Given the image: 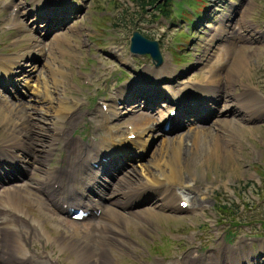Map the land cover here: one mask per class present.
Returning a JSON list of instances; mask_svg holds the SVG:
<instances>
[{
    "label": "rangeland",
    "instance_id": "obj_1",
    "mask_svg": "<svg viewBox=\"0 0 264 264\" xmlns=\"http://www.w3.org/2000/svg\"><path fill=\"white\" fill-rule=\"evenodd\" d=\"M52 4L58 5L68 24L53 30L49 36L46 31L48 37L42 39L43 32L36 24L42 26L45 21L52 19H38L41 14H44L42 17L56 14L59 8ZM16 5H20L19 11H16ZM167 10L168 18L157 14L156 9L137 10L130 0H0V58L19 61L18 66L12 67L9 76L13 74L20 87L23 86L18 90L21 96L16 104H20L23 99L25 109L23 105L21 110L26 113L32 126L30 137L32 136L37 144L45 140L44 133L58 135L55 129L60 128L57 117L62 105L70 107L76 106V103L80 110L76 115L75 126L70 130L84 137V142L74 137L78 144L83 145L102 136L98 139V142H101L105 134H111L113 138L125 137L124 125H129L134 119L132 113H129L133 109L132 106L121 105L119 102L121 96H126L134 88L132 85L122 88L123 86L132 84L139 78L138 91L144 93L150 89L149 92L154 96L140 100V104H146L154 99L160 90L168 91L170 87L176 88L177 91L198 84L201 87L198 93L215 94L206 87L212 66L216 69L217 76L224 78L237 57L247 59L245 73L242 78L236 77L233 85L228 86V91L234 99L238 98L241 104L247 106L243 109L245 112L254 114L253 119L243 121L239 129L234 128L226 132L229 136V149H235L231 154V164L236 167L218 163L214 167L208 163L201 168L203 170L200 173L193 171L199 181L193 192L183 188L174 191L182 200L186 199L183 196L187 197L193 205L192 208L183 211L178 208L172 211L168 208L152 207L148 203L138 204L137 201V208L133 211L131 209L135 204L121 209V212L133 214L132 218L129 217L130 222L118 220L119 222L111 223L107 221L105 210L99 219L73 223L72 220L71 222L69 219H63V214L55 210L54 206L45 204L44 198L34 190L33 186L37 185L35 180L33 182L35 177H43L49 182L53 178H67V174H70L66 170L70 152L74 149H69L71 144L65 146L68 139L65 132L64 137H60L58 144L56 143L57 149L49 162V171L55 173L57 170L58 175L44 177L40 170H34L35 167H41L40 163L33 164V168L29 163L27 170L24 167L23 179H17L18 181L13 182L10 187L5 186L0 190V209L4 207L2 205H6L3 201L11 198L10 204L13 208L9 209L20 213L18 221L21 219L24 222L27 218L37 226L36 229L22 224L25 228L23 232L11 236L5 233L4 225H0V264H18L24 253L19 249L20 244L30 258L27 262L32 264H39L38 262L44 260L49 264H192L196 260H199L197 264H212L213 260L206 257L213 254V248L217 247V252H221L219 260L224 261L231 257V253L246 247V243L252 249L261 248L264 258V231L261 226V221L264 222V43L257 42H262L261 39L264 41V0H172ZM48 12L50 14H47ZM28 13L30 14L27 15ZM175 14L184 18L187 16L186 22L193 20L192 24H184L175 19ZM194 14L196 17L192 19ZM224 16L229 18L223 24L224 36L232 40L236 35L238 39L232 46V51L225 48L221 50L222 46L219 44L224 45V39L221 40L220 32H216L219 27L216 22ZM235 29L239 31L233 33ZM135 30L148 39L158 41L162 57L159 66H155L147 55L135 56L129 53V38ZM257 31H263L259 32L260 40L255 39L258 36ZM239 32L243 34L242 37L237 36ZM248 33L253 35V38L250 35L252 39H245L249 37L245 36ZM32 36L35 40L31 39ZM37 42L44 49L40 54L35 52L37 49L34 46ZM216 47L220 49V53ZM28 54L33 60L26 58ZM219 56L221 61L215 64ZM31 69L33 72H30ZM51 69H58L55 78L60 82L56 87L53 85ZM159 70H162L164 75V82L161 84L156 82V76H162ZM29 74H32L30 78L26 76ZM214 80L215 78L209 79ZM143 82L144 85L141 84ZM249 89H252V92L248 91ZM162 94L161 92L160 95ZM113 96L119 100L116 105L111 103ZM4 97L7 99L8 95L4 94ZM1 99L2 97L0 101ZM65 100L68 104L62 102ZM205 104L207 107L213 105L211 101H206ZM109 106L113 108L110 109ZM101 108L106 113L108 109L115 110L118 117H112L105 125L101 121L102 111H96ZM164 109L165 106L158 108L157 119L160 112L168 113ZM95 111L93 118L100 117V121L91 118ZM67 113L62 111L65 117ZM200 113L206 111L202 110ZM152 118L153 116L147 118L148 125L153 123ZM209 118L212 119H205L200 127H210L212 132L219 133L218 130H221L222 126L216 124L215 117ZM4 121L7 126L1 124L0 118V135L6 133L8 128L13 130V126L8 125L7 120ZM82 121H85L84 124ZM185 121L188 122V119ZM83 125L85 128L82 129ZM97 125L101 129L97 128ZM131 125L134 130L133 123ZM193 128L194 125L188 123L173 134L162 136V132L154 128L148 136L144 135L143 140L131 146L136 159L127 166L131 173L126 176L133 177L137 185L146 181V170H149V173L154 172L160 178L161 174L154 164L158 163L156 157L164 151L162 141L179 139ZM141 136L143 135L139 138ZM132 137L129 136V139ZM190 142V139L185 141L184 146L187 143L190 145ZM110 143L115 147L116 143L109 142L107 145ZM60 145L67 149L63 152V157L61 156L66 157L63 161L55 162L54 157ZM10 150L14 153L6 151L9 156L18 160L22 158L26 163L31 162L34 157L33 154H23L16 145ZM0 160L2 163L6 162L1 157ZM81 160L85 166V158ZM112 164L113 162L104 169L113 167ZM31 171L35 174L34 177L29 175ZM183 172L188 171L185 168ZM7 174L13 177L14 171ZM123 176L125 174L118 175L117 178ZM79 179L81 177H74L70 184L76 186ZM191 179H187L183 186H194L195 182ZM116 180L111 182L112 189L103 191L105 198L116 191ZM3 181H6V178ZM170 184L165 183V190L171 191ZM199 184L203 186L200 190ZM156 194L155 203L171 199L174 207H180V204L175 203L176 196L161 200L163 196ZM198 195L199 200L194 201ZM86 196L82 207L96 204L94 200L97 196ZM138 199L141 198L136 195L134 201ZM230 205L234 209L230 208L232 212L225 214L222 207ZM229 216L234 220L228 218ZM103 225L113 231H116L117 227L119 233L113 234ZM224 231L229 233L228 238L233 235L229 238L231 245L224 241ZM110 235L114 236L113 239H107ZM229 263L233 264L231 261Z\"/></svg>",
    "mask_w": 264,
    "mask_h": 264
},
{
    "label": "bare ground",
    "instance_id": "obj_2",
    "mask_svg": "<svg viewBox=\"0 0 264 264\" xmlns=\"http://www.w3.org/2000/svg\"><path fill=\"white\" fill-rule=\"evenodd\" d=\"M44 7L46 6L44 5ZM223 18L224 17H221V19ZM65 25H66V22H64V20L57 21L56 19L52 18L48 21V24L46 25L47 34L49 35L51 31L58 29V28L59 29L63 28ZM239 35L240 37H242L243 34H240L239 32L237 36ZM34 38L32 36L31 39L35 40ZM220 39L221 40L224 39L225 46L223 48L229 49V51H232V46L234 45V43H237L238 41L236 35H234V38H232L231 40L230 38H226L224 36V32H220ZM34 47H36L37 49L35 52L39 54L40 52L44 50L41 47V45L38 44V42L35 44ZM221 57L223 59L224 53L221 55ZM26 58L33 60L31 58V55L29 54L26 56ZM246 64H247L246 58L237 57L235 62H233L228 75L224 78L218 77L216 69H214V67L212 66L211 76L208 77V79L206 80V84H207L206 87H209L215 93L214 95L216 96L217 105L214 104L216 106H215L213 114L210 117H215L217 119L216 124H219L220 126H222V129L218 130L220 132L216 134L212 132L210 127L209 128L200 127L202 126L201 125L202 121H204L203 119L195 123H190L194 125V128L188 131L186 135L181 136L179 139L162 141L164 151L156 157L158 159V163H156L155 161L156 164H154V166L157 168L158 173L161 174L160 178H163V180L159 178V175L157 174L155 175L153 171H152L153 173L151 172L149 173V170H146L148 171L144 176L146 181L142 183H138L137 185L135 184L136 182L133 177L126 176V175H129L131 171L129 172L127 170L128 167L125 166L113 178V179H116L118 175L125 174V176L121 178H117L116 183H115L117 184L116 189H115L116 191L111 192L105 198L104 196L105 194L103 193V191L108 188L112 189L110 187L112 184L109 183L102 189L101 184H99L100 182L98 181L97 174H90V175L86 174L85 172L86 165L91 159H94L97 156V154L100 153L101 151L105 150L104 151L105 153L106 151H109L108 149L113 148L111 146V143L110 145H107V143L112 142V143H116L117 145L121 143L122 145L125 143L127 144L128 142L126 137L123 139L115 140L113 139V136L111 134H105L104 140H102L101 142L96 141L92 144H87L85 146H77L73 151L70 152L71 155H69L70 156L69 165L67 167L68 169L66 170L70 174H67L68 176L67 178H63V179L53 178L48 182L43 177L42 178L35 177V179H33V182L34 180L37 182V185L35 186V188L38 191L42 192L45 195L46 199L52 205H54L60 212L64 214L67 213L69 208L76 207V206H80L84 211H87L88 215H93L94 211L100 210V211H103V213L102 212L100 213V215L103 216L105 213V210H107L106 215L108 216L107 217L108 220L107 219L106 220L111 223L119 222L118 220H125V221L130 222L129 217L132 218L133 214L131 212L129 213L121 212V209H123L124 207H128L134 204L135 202L137 203L139 199L134 201V197L137 195L138 197L143 198L144 196L141 195L143 192L154 191L155 193H160V196H163V198H160L161 200L167 199L168 197L176 196L177 201L182 202L181 199H179L180 198L179 194H177L174 191H176L177 188L178 189L183 188L188 192L190 191L193 192L195 190V186H197L199 181H198V178L195 176V174L193 175V171L200 173L203 170L201 168H204L203 166L208 165V163H210V165H213L214 167H216V163L222 164V165H226V164L230 166L232 165L231 164L232 163L231 154L235 152V149H232V150L229 149V140H228L229 136L226 132L234 128L239 129L243 121L252 120L253 115H254L251 112H247V111L245 112L243 109H245L244 107H247V106L241 104L238 98L234 99L235 97L231 95L228 91V86L233 85V82L236 81V77L242 78V76L244 75ZM15 65H19V61H15V60L8 59V58H0V70L4 72H8L9 69H11V67ZM23 72L26 74L25 70ZM56 72H58V69H55V71L51 69V73L53 75L52 77L53 85L55 87H56V84L58 85L60 82L59 79L55 78ZM28 77L30 78L31 74H29ZM216 77L218 78L216 79ZM214 78H215L214 81H209V79H214ZM133 84H132V87L134 89H131L130 93L127 94L126 96H121L120 102L122 100L124 103H126L128 100H131V99L143 100L146 95L154 96L152 95V93L148 91L149 88L144 93H142L141 91H138V87L140 85L139 81H136ZM141 84L144 85V82ZM251 90L252 89H249L248 91H251ZM162 93H163L162 95H158V96L160 97V99L164 98L165 101L170 104V107H169L171 108L170 110L175 109L177 111L175 117H177L178 120L181 121V118L184 116V118L188 119V122L192 121L191 120L192 118L188 117L184 113L187 110L180 111L181 102L179 101L178 97H176L177 99V102H176L174 100L169 99L168 96H165L167 94L166 92H162ZM63 94H65L64 91H63ZM206 95L207 94L203 96L206 97ZM159 97H156V99H159ZM206 98L210 99L208 97ZM112 100H114L112 101V103H114L115 101H119L117 97H115ZM200 102L201 101L195 102V104H198ZM66 103L68 104V102ZM222 103H224V105H222ZM136 104L137 106L134 107L133 110H131V113H134V112H137V113H136V116H134V119L130 122V124L133 123L134 130L133 128H131V133L129 132L128 134L129 135L134 134L135 138H139L140 135L148 136V133H151L154 130V126L148 125V123L146 122L148 120L147 118H149L150 115L143 113L142 110L144 109V107H141V105H138V103ZM23 105L25 109V103H23L22 100L20 104L13 103L11 101H8L7 99H3L0 101L1 124H5L4 120H7L9 122L7 124L11 125V127L13 126L12 131L9 130L10 128H8L6 133H1L0 135V157L6 161L4 162V164H6L8 167V169H3L1 168L2 165L0 164V180H4L5 178L6 180L7 179L10 180V178L15 177V175L11 177L10 175L7 174L9 172L15 171V167L24 168L26 166L25 168H28L30 165L29 163H31V168H33L32 166L36 162L40 163L41 167H35L34 170L36 171L40 170L43 173L44 177H48L53 174L58 175L59 172H57V170H55V173L49 171V162L51 161L52 156L54 155V152L57 149V147L55 146L56 143L58 144L60 137L61 138L64 137L65 132H66L68 139L65 141V146L68 147L70 144L71 146L74 145V142L69 137V132L71 131L70 130L71 127L75 126V123H76V115L79 110V106H77V104H75L76 106H70V107L66 105H62L61 112L58 114V117H57V120H58L57 122L60 128L55 129L58 131L57 133L58 135H55L54 133H44L43 138L45 140H43V143H38V144L33 141L32 136L30 137V134L32 135V129H31L32 126L29 124V120L27 119L26 113H24V111L21 110V107ZM221 106H222V109H220ZM154 109H156V107H154ZM64 110L68 112L67 117L63 116L62 114V111ZM101 111L103 113V119L101 121L105 124L108 120L107 118L108 116L106 112H104L103 110ZM144 112L149 113V111H144ZM112 116L118 117L114 111H112ZM169 118H170L169 116L164 117L162 118V121L169 119ZM155 122L157 124L156 126L157 128L160 124V121L156 119ZM185 122H186L185 119H183L177 127L182 125L181 128H184L186 125H188V124H185ZM171 131H172V128H170L167 132L170 133ZM189 139L191 141L190 145L187 143L189 146H187V144L186 146H184L185 141L187 140L189 141ZM116 144L114 145L116 146ZM219 144H221L222 147ZM15 145L19 148V150L23 154H27V156H30L33 154L32 156L34 157L32 158V161L26 163L24 160H22V158H20L21 161H19L18 159H15L9 156L6 153V151L9 153H12L13 150H10V149L14 147ZM37 145H39L40 147H37ZM113 150L114 148L107 154L103 153V155L101 156V158L110 159L107 163H104V166L100 167V170H101L100 172H102V174L104 175L107 172H109L110 168H112V167H108L104 169V167L109 166L113 162V159L111 158V154ZM35 156L38 157L39 159L36 158ZM16 157L18 158L19 156H16ZM82 158H85V160L83 161L86 164L85 166L83 165V163H81ZM0 163H2L1 160H0ZM102 163L103 162L101 161L100 165ZM233 166L236 167L235 165H232V167ZM195 167H198V168L195 169ZM185 168H186V171L188 172H183ZM4 170L5 172H3ZM110 174H111V177H113L114 171L113 173H110ZM186 174L188 176H186ZM23 175H22V179L24 178ZM76 176L81 177V179L78 180V184H76L75 186V185L70 184V182H72L73 178ZM16 178L14 179L17 180ZM187 179L193 180L195 182V185L194 186H183L184 183L187 181ZM81 180L83 181V183ZM165 183H171L169 187L171 191L173 192H171L170 190H165V186H164ZM198 188L200 190L203 188V186L199 184ZM131 189L132 191L130 192L127 191ZM87 194L97 196V199L94 200L96 204L86 205V207L84 208L82 207L83 201H86L85 198L87 197L86 196ZM183 197L186 198L185 199L186 201L183 200V202H187L185 210L192 208L193 205L190 203L187 197L185 196ZM197 200H199V195L194 198V201H197ZM3 202L6 205H2L4 207H1L0 209V221H1L0 225L1 224L4 225V230L6 231L5 233H8L9 235L13 236L14 233L18 234L19 232H23L25 228H23L22 224L28 225V227L31 226L37 229L36 225L32 222H31L32 224L26 220L22 222L21 219L20 221H18V217L21 215L16 210L15 212L14 211L12 212V210H10L13 208L11 207V204H10L12 203L11 198H9L8 200H4ZM63 204H66V207H64ZM150 204L152 207L163 208V209L168 208L172 211H175L179 208V207L173 206L174 203L171 199L169 201L164 200L162 203H155V201L153 200L150 202ZM20 218H23V217H20ZM103 227L108 228L106 225H103ZM108 229L113 234L119 233L117 227L115 229L116 231H113L110 228ZM25 234L29 235L27 232H25ZM113 237L114 236L110 235V236H107V239H113ZM21 242L22 241L20 240L19 243ZM19 247H20L19 249H21V251L24 252L21 257L22 260L19 263H25L30 258H28V256L26 255V252H25L26 250L25 248L21 246V244ZM218 253H219L218 255L210 254L206 258L208 260L210 259L214 261L215 257L217 258L221 257V252H218ZM38 263L39 264H49V262L46 260L40 261ZM179 264H189V263H179Z\"/></svg>",
    "mask_w": 264,
    "mask_h": 264
},
{
    "label": "water",
    "instance_id": "obj_3",
    "mask_svg": "<svg viewBox=\"0 0 264 264\" xmlns=\"http://www.w3.org/2000/svg\"><path fill=\"white\" fill-rule=\"evenodd\" d=\"M130 50L138 54H150L157 63L160 62V55L155 41L144 39L139 33H133Z\"/></svg>",
    "mask_w": 264,
    "mask_h": 264
},
{
    "label": "trees",
    "instance_id": "obj_4",
    "mask_svg": "<svg viewBox=\"0 0 264 264\" xmlns=\"http://www.w3.org/2000/svg\"><path fill=\"white\" fill-rule=\"evenodd\" d=\"M172 0H132L134 5L139 9V10H147V9H156L157 12L164 16H168L169 11L167 10L168 4ZM230 208L233 210L234 208L230 206L226 207L223 206L222 210H224L225 213L230 214L232 211Z\"/></svg>",
    "mask_w": 264,
    "mask_h": 264
}]
</instances>
